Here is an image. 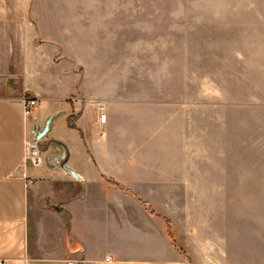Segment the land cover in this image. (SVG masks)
<instances>
[{"label":"crops","instance_id":"0c3cea01","mask_svg":"<svg viewBox=\"0 0 264 264\" xmlns=\"http://www.w3.org/2000/svg\"><path fill=\"white\" fill-rule=\"evenodd\" d=\"M252 11L256 40L247 33L242 66L240 264H264V9ZM46 29L36 0H0V261L184 264L159 216L171 215L169 189L186 185L184 167L170 163L164 121L155 122L153 103L140 108L125 97L98 41H84L79 54ZM24 98L38 101L31 115ZM58 112L47 144L39 141L48 160L34 166L25 140ZM65 156L81 179L58 165Z\"/></svg>","mask_w":264,"mask_h":264},{"label":"rangeland","instance_id":"374dc122","mask_svg":"<svg viewBox=\"0 0 264 264\" xmlns=\"http://www.w3.org/2000/svg\"><path fill=\"white\" fill-rule=\"evenodd\" d=\"M36 1L46 35L79 54L98 41L125 97L153 103L155 122L164 121L170 163L184 167L186 185L169 189L171 215L159 216L184 264H240L242 66L247 33L256 38L252 9L263 11L264 0Z\"/></svg>","mask_w":264,"mask_h":264},{"label":"built area","instance_id":"2783aa9c","mask_svg":"<svg viewBox=\"0 0 264 264\" xmlns=\"http://www.w3.org/2000/svg\"><path fill=\"white\" fill-rule=\"evenodd\" d=\"M23 104L26 115H29L31 109L34 106L38 105V101L35 98H24ZM98 109L101 117L100 120L104 122L105 121L104 106L102 104H99ZM25 159L34 166H41L48 160L40 147L39 141H36L33 138V136L25 140ZM21 176L27 180L28 184L34 183L33 179L26 178V172H22ZM0 264H6V263L4 260H1ZM67 264H74V262L73 260L68 259Z\"/></svg>","mask_w":264,"mask_h":264},{"label":"water","instance_id":"95a60500","mask_svg":"<svg viewBox=\"0 0 264 264\" xmlns=\"http://www.w3.org/2000/svg\"><path fill=\"white\" fill-rule=\"evenodd\" d=\"M62 112H58L52 116H50L44 124L36 123L33 127L32 136L36 141L42 140L47 133L50 131L54 124V120L57 116H59ZM62 168L67 170L69 173H71L73 176H75L77 179H81L80 175L72 168H70L67 165V156H65L63 159H61L58 163Z\"/></svg>","mask_w":264,"mask_h":264},{"label":"trees","instance_id":"16d2710c","mask_svg":"<svg viewBox=\"0 0 264 264\" xmlns=\"http://www.w3.org/2000/svg\"><path fill=\"white\" fill-rule=\"evenodd\" d=\"M143 204H145V205H146V203H143Z\"/></svg>","mask_w":264,"mask_h":264}]
</instances>
